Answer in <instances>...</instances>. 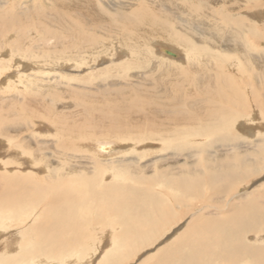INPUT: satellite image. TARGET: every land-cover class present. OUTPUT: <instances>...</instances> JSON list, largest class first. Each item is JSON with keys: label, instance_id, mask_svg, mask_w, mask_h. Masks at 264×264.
Returning a JSON list of instances; mask_svg holds the SVG:
<instances>
[{"label": "bare ground", "instance_id": "6f19581e", "mask_svg": "<svg viewBox=\"0 0 264 264\" xmlns=\"http://www.w3.org/2000/svg\"><path fill=\"white\" fill-rule=\"evenodd\" d=\"M101 1L113 6L67 0L63 8L95 33L58 5L49 18L32 12L29 31L39 37L27 41L23 23L14 41L2 37L27 12L14 16L0 0L1 156H9L0 159V264H129L165 236L157 253L131 264H264V191L233 194L264 170V0H118L111 13ZM113 41L126 52L111 50ZM40 55L60 65L54 75ZM126 68L143 72L135 80ZM107 72L113 77L91 80ZM241 137L257 142L229 147ZM185 149L190 159L177 165ZM138 150V158L170 151L176 163L120 178L117 167L98 165ZM196 200L212 204L195 213ZM98 232L104 247L94 246Z\"/></svg>", "mask_w": 264, "mask_h": 264}, {"label": "rangeland", "instance_id": "374dc122", "mask_svg": "<svg viewBox=\"0 0 264 264\" xmlns=\"http://www.w3.org/2000/svg\"><path fill=\"white\" fill-rule=\"evenodd\" d=\"M107 1V0H106ZM111 3H112V5L113 6H111V5H109V2H103V1H101V5L105 8V10L108 12V13H111L114 9H118V8H120V7H122V3H118V4H115V2H117L118 0H109ZM66 3H67V0H6V7L8 6V9H11L14 13H15V15L14 16H16L18 13L20 14L21 12H27V14L25 15V17H24V20H22L21 22H19L18 24H15V25H13L11 28H13V29H11L12 31L10 32V33H7L6 31H5V34L3 35V37L2 38H9L10 40H13L14 39V41L15 40H17L16 39V33H17V31H18V28L20 27V25H22L23 23L25 24V27L23 28V29H25V28H27V31H25V38L27 39V41H28V39H30V38H36V37H39V34L41 33L40 31H29L30 30V28H33L30 24H31V22H33L34 20H35V16H33L34 14V9H36V8H38V10L41 12V14L43 13V15L45 14V17L46 18H49L50 17V15H51V11L53 10V8L55 7V6H62V8H60V7H57L56 9H60L61 11H65L66 13H67V17L69 18V19H71V20H75L77 23H79L80 24V26H82V28H81V31H84V32H89V33H95V31H97V30H95V28H93L91 25V23L90 22H84L83 23V21L82 20H80L78 17H76V16H73V14H70V12H68V10L67 9H63L64 8V6H66ZM215 3V4H214ZM219 3V2H218ZM217 2H213V4H212V8H214V9H216V7H217V9H218V7H221V5H222V3H219L218 4ZM216 4H218V6L216 5ZM37 6V7H36ZM214 6V7H213ZM216 6V7H215ZM264 8V7H263ZM55 9V10H56ZM216 9V10H217ZM54 11V10H53ZM31 12V13H30ZM33 12V13H32ZM79 13V12H78ZM80 14V13H79ZM32 15V16H31ZM38 17L39 16H41L40 18L41 19H39V18H37V20L39 21V22H41V21H43V16L42 15H37ZM30 18V19H29ZM27 21H26V20ZM262 19V18H261ZM24 21V22H23ZM36 21V20H35ZM27 22V23H26ZM176 22V21H175ZM174 22V23H175ZM44 24H46L47 25V27H51V25L50 24H47V23H45V21H44ZM261 27V26H260ZM264 27V26H263ZM85 28V29H84ZM95 30V31H94ZM27 32V33H26ZM9 34V35H8ZM30 34V36L27 38L26 37V35H29ZM100 38H102V39H105V44L107 45V40H109V39H106L107 37H105V36H103V35H101L100 36ZM155 38V37H154ZM165 38V37H164ZM158 39V40H157ZM161 39V40H160ZM191 39V38H190ZM20 40V39H19ZM164 40L165 39H163V38H159V37H156L155 39H154V41L153 42H160V43H165V45H169V46H172V47H179V46H177L176 44H174V43H170V41L168 42V40H166L165 42H164ZM79 41H82L81 39H79ZM116 41H118V40H116ZM116 41H113V47H111L110 45H108V46H110V49L111 50H114V49H112V48H118V49H120L121 51H123V52H126V50H122L123 48H120L119 46H118V42H120V41H118V42H116ZM192 42H194L193 40H191ZM49 43H51V42H49ZM195 43V42H194ZM197 45V47H207V46H205V45H203V46H201V44H199L198 45V42L196 43ZM106 47V46H105ZM40 48H43V47H40ZM39 48V49H40ZM8 49V48H7ZM44 49V48H43ZM8 52H9V49H8ZM41 56V55H40ZM47 57H49V56H41V60H42V62L41 63H45V69H46V67H47V69L45 70V72L47 73L48 72V75H54L56 72H55V70H57V68H60L59 66L60 65H57L56 66V62H55V60L53 61L51 58H47ZM47 58V59H46ZM167 58H169V57H167ZM170 59H172V58H170ZM172 60H174V59H172ZM48 64V65H47ZM163 64V63H162ZM30 65H34V63H30ZM36 66L38 65L37 63L35 64ZM163 65H165V64H163ZM36 66H34V70L33 71H38V70H43L42 68H37ZM39 66V65H38ZM43 66V65H42ZM102 66V65H101ZM100 66H98L97 64H96V69H98ZM33 68V67H32ZM134 69V70H133ZM140 71H142L143 72V70L142 69H140V68H126L125 70H123L122 71V73H126L127 74V76L128 75H134V76H132L131 78H133V79H135V80H138V78H140L139 77V74H136V73H141ZM71 73H73V72H71ZM117 73V72H116ZM110 74H112V72L110 73V72H107L105 75H98V76H92L91 77V80H93V81H95V82H97L96 80H101V79H109V78H112L113 77V75L112 76H110ZM114 74V73H113ZM119 75V74H118ZM39 77H41V76H39ZM105 77V78H104ZM138 77V78H137ZM95 79V80H94ZM235 79L237 80V79H239L237 76L235 77ZM80 84H82L83 86H85V84H84V82H71L70 81V86H77L78 88L79 87H81L82 85H79ZM263 90H264V83H263ZM73 88V87H72ZM91 92V91H90ZM262 93V92H261ZM264 97V96H263ZM3 112V113H2ZM0 113H1V115H2V117H4V110H2V109H0ZM247 125H249L248 123H246ZM264 124V123H263ZM104 133V132H103ZM238 133H240L241 134V132H239V131H237V135H239ZM98 136H100V135H102V133H100V134H97ZM97 135L95 136V137H97ZM240 137V136H239ZM1 138V137H0ZM107 138V139H106ZM106 138H97L96 140H102V141H111V139L110 138H108V137H106ZM92 139V138H91ZM90 139V140H91ZM103 139H105V140H103ZM2 138H1V142H0V156L1 155H3V147H4V142L2 143ZM25 140H26V138H25ZM93 140H95V139H93ZM257 142V138H252V139H246V138H243V137H241V138H238L237 140H235V141H233V142H229L228 144H230L229 145V147L230 146H232V145H239L238 146V148L239 147H246V146H250V145H252V146H254L255 144H256V142ZM98 142V141H97ZM202 142H208V140H202ZM249 142V143H248ZM2 143V144H1ZM152 143V142H151ZM253 143V144H252ZM155 145L154 147L157 149V147H158V145H159V143L156 141V142H153L151 145ZM123 145V144H122ZM140 145H143V144H139L138 146H140ZM215 145L216 146H218V144L217 143H215ZM214 144H213V146H215ZM2 146V147H1ZM200 147V146H199ZM206 148V147H205ZM141 150H138V151H136L135 153L133 152V153H130V154H128V155H126V156H124V157H120V156H118L116 159H112V160H108V161H106V162H102V164H98L99 166H100V168H116L117 167V170L115 169V171L113 172V173H117V175H118V177L120 178L122 175H125L128 171L130 172V174H132V173H134V168H140V169H143L144 171V173L147 175V176H151V175H153L155 172H157V173H159V174H161V173H163V172H167V171H170L172 168H170L171 167V165L172 164H174V163H176V162H174V161H170V160H172L169 156H167V153L168 152H170V151H168L167 153L165 152V151H163V152H153V154H148V155H143V156H141L140 158H138V153L140 152ZM185 151L186 152H188L187 151V149H185L181 154H183V156L182 157H180L179 159H178V161H179V163L177 164V165H182V164H184V163H186L187 162V156H186V153H185ZM222 151H224V150H222ZM214 153V155H211V154H213ZM225 154H227V153H229V151L228 152H224ZM224 153L222 152L221 153V156L223 157L224 156ZM4 156L2 157H0V159L2 160V158H3V160L5 161L6 159H9V156H7V154L4 152ZM70 154H72V153H70ZM211 155L210 157H212V158H214V159H216L217 157H215V149L213 148V147H209L208 148V153H207V155ZM83 155V154H82ZM88 154L87 153H85L84 155H83V157L82 158H85L86 156H87ZM77 156H79V155H77ZM51 157V156H50ZM73 157V156H72ZM76 158H78V157H76V155L74 156V158H72V160L75 162V161H78L79 159H81V158H79V159H76ZM188 158H189V156H188ZM91 161H92V159H91V157L89 158ZM89 159H86V160H89ZM190 159V158H189ZM1 160H0V165H1ZM90 161V162H91ZM154 162L155 161V165L157 166V167H155V168H149L148 166H149V164L151 163V162ZM213 159H211V158H209V159H207V160H205V162L204 163H202V164H211V163H213ZM169 162H172V163H169ZM128 163H132V165H133V167H131V168H129V170H127L126 168L127 167H124V165L125 164H128ZM95 164V163H94ZM94 164H90V163H86V166H89L90 168L89 169H92L93 168V166H94ZM40 166V165H39ZM42 166H44V165H41L40 167H42ZM121 166V167H120ZM9 168H11V167H14V164L13 165H10V166H8ZM92 167V168H91ZM44 168H45V166L44 167H42V174H45V171L46 170H44ZM119 168V169H118ZM122 169V170H121ZM150 169H152L153 171H155V172H153V174L150 172L149 173V171H150ZM151 170V171H152ZM106 177L105 178H107L108 176H109V174H106L105 175ZM264 180V170L263 171H257L255 174H252L251 176H249L248 178H246L245 180H243V181H241L240 182V184L238 185V187L236 188V190L237 191H234L233 192V194L234 193H241V194H243V193H247L249 196H255L256 194H258V193H260V192H262V191H264V184H260V185H258L261 181H263ZM262 185V186H261ZM246 187V188H245ZM251 190V191H250ZM253 191V192H252ZM252 192V193H251ZM257 192V193H256ZM244 198H236L234 201L235 202H238L239 200L240 201H242ZM197 201V203L196 202H194L195 204H200L201 203V201L199 202L198 200H196ZM206 203V204H205ZM203 202V204L201 203V205H197V208H195L196 210L194 211L193 210V212H199L200 211V209H201V207H204V204L205 205H207V204H212V202L210 203H207V202ZM219 203V202H218ZM217 204V203H216ZM218 205H220V204H218ZM201 212V211H200ZM208 212H209V210H208ZM183 223H180V225H182ZM176 229V228H175ZM174 231V232H173ZM175 231L176 230H172V232L171 233H169L168 234V237H169V235H174V233H175ZM100 234H102V235H104V233H101V232H98V236L97 237H99L100 239H101V242L100 243H97L98 241H96V240H94L93 241V243H94V246H96V244H100V247H104L105 246V241L104 240H106V238H102L103 236H101ZM251 234L252 233H250V234H248V236H251ZM167 236H165V237H163V239H165ZM162 239V238H161ZM163 239L162 240H159V241H157V242H155L152 246H150V248H144L143 250H141L137 255H136V258H134L131 262H129V264H131V263H134L135 261H136V259H139V258H141V256H143L144 255V253H146V251H148L147 253L148 254H155V253H157V252H155L156 251V249L157 248H159V247H161V245H162V242H163ZM97 245V246H98ZM104 245V246H103ZM155 245H156V247H155ZM89 250H92L91 248H89ZM99 251H100V249H99ZM99 251H97L98 253H96L95 254V256H94V258H93V260L92 261H94V259H96L97 257H99L100 256V252ZM91 251H89L86 255H85V257H88L89 256V254H92V253H90ZM141 255V256H140ZM96 257V258H95ZM247 260V261H246ZM252 261L250 260V258H246V259H244L243 260V262L241 261L240 263L241 264H249V263H251Z\"/></svg>", "mask_w": 264, "mask_h": 264}]
</instances>
